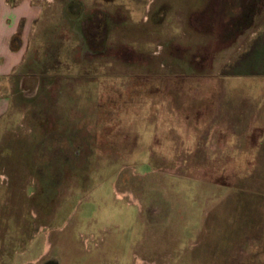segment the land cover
<instances>
[{"label":"rangeland","instance_id":"374dc122","mask_svg":"<svg viewBox=\"0 0 264 264\" xmlns=\"http://www.w3.org/2000/svg\"><path fill=\"white\" fill-rule=\"evenodd\" d=\"M38 1L0 264H264V0Z\"/></svg>","mask_w":264,"mask_h":264},{"label":"crops","instance_id":"0c3cea01","mask_svg":"<svg viewBox=\"0 0 264 264\" xmlns=\"http://www.w3.org/2000/svg\"><path fill=\"white\" fill-rule=\"evenodd\" d=\"M43 12L39 1L0 0V120L10 107L4 86L24 70L32 31Z\"/></svg>","mask_w":264,"mask_h":264},{"label":"bare ground","instance_id":"6f19581e","mask_svg":"<svg viewBox=\"0 0 264 264\" xmlns=\"http://www.w3.org/2000/svg\"><path fill=\"white\" fill-rule=\"evenodd\" d=\"M121 196V195H120Z\"/></svg>","mask_w":264,"mask_h":264}]
</instances>
